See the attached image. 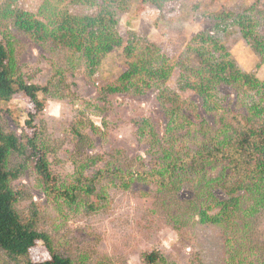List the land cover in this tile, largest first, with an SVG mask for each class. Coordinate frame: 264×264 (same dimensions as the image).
<instances>
[{
	"label": "rangeland",
	"instance_id": "rangeland-1",
	"mask_svg": "<svg viewBox=\"0 0 264 264\" xmlns=\"http://www.w3.org/2000/svg\"><path fill=\"white\" fill-rule=\"evenodd\" d=\"M5 1L0 0V10ZM10 2L12 9L35 15L51 29L65 12L91 15L108 9L104 0ZM116 11L121 43L94 73L78 59V52L36 41L13 20L0 18V41L7 44L27 81L42 87L50 84V91L40 94L42 110L22 93L0 101L1 123L19 135L38 133L59 186L73 185L82 172L88 178L97 172L103 176L96 181L99 195L92 196L99 208L72 209L29 164L13 181L24 193L17 208L36 218L57 250L72 255L77 264H149L145 256L153 251L166 260L159 264H231L225 229L200 223L194 210L189 211L192 216L178 211L177 200L193 198L195 188L187 182L176 197L168 198L155 178L161 171L159 150L172 144L181 156L187 150L197 154L203 140L211 134L217 139L228 135L226 123L236 114H246L254 99L241 97L235 86L220 85L209 109L197 91L181 87L182 78L197 80L214 60L206 52L210 44L197 38L207 33L219 39L241 70L256 74L257 81L247 87L248 94L255 93L264 81V0H127ZM240 17L251 31L248 36L237 21ZM129 41L136 45L135 55L148 49L167 79L155 83L154 78L136 77L130 89L111 92L110 86L124 83L120 78L134 60L125 51ZM137 86L144 88L138 91ZM174 100L186 107L180 112L187 113L185 117L177 115ZM168 104L174 106L177 119L171 131ZM31 117L33 127L26 124ZM171 135L177 142L167 139ZM23 161L12 157L13 165ZM211 165L215 174L222 167L221 162ZM214 193L226 198L220 188ZM253 223L252 230L235 237L236 247L245 252L237 259L244 260L241 264H264V208ZM50 256L41 242L30 252L35 261Z\"/></svg>",
	"mask_w": 264,
	"mask_h": 264
},
{
	"label": "trees",
	"instance_id": "trees-1",
	"mask_svg": "<svg viewBox=\"0 0 264 264\" xmlns=\"http://www.w3.org/2000/svg\"><path fill=\"white\" fill-rule=\"evenodd\" d=\"M10 1H5L0 10V18L13 20L20 30L30 34L36 41L50 42L54 48L78 52V59L92 73L100 66L106 55L121 43L116 33V9L120 3L125 5L127 0H104L108 9L103 8L91 15L65 12L60 19L55 20L57 26L53 29L27 11L12 9ZM72 2L93 4L95 0H72ZM54 15L59 17L61 13L54 12ZM237 21L243 26L245 36H248L251 31L247 30L248 26L244 24L243 19L240 17ZM197 38L210 44L206 52L214 60L197 80H190V76L183 77L181 87L197 91L209 109L212 107L211 97L218 92L220 85L235 86L241 97L248 96L249 99L254 100L248 103L246 114H236L226 123L230 131L228 135L217 139L211 134L200 143L201 147L197 154L187 150L186 155L181 156L172 144L159 150L161 171H158L155 179L158 188L163 189L168 198L176 197L182 185L189 182V186L195 188L196 194L187 201L177 200L178 211L192 216L189 211L194 210L200 223L223 227L227 234L229 261L231 264H241L244 260L237 262V259L245 252L241 250V246L236 247L235 237L238 233L250 229L254 224L253 219L256 220L261 209L264 208V81L255 93L248 94L247 87L257 81L256 74L241 70L218 38L207 33L199 34ZM135 47L136 45L129 41L125 51L134 60L120 78L124 83L121 86H110L111 92L130 89V86L135 85L132 81L136 77L140 80L154 78L155 83H163L167 79V72H162L160 66L156 65L158 59L153 57L147 48L135 55ZM219 51L222 54L216 57ZM12 56L7 44L0 41V101H10L15 95L22 93L39 110H42L40 94L49 92L50 84L42 87L27 81ZM144 84L149 85V83ZM140 88L144 86H137L136 90L140 91ZM172 102L177 104V107L168 104L166 109L171 124L168 131L173 129L172 123L177 120L173 115L176 112L173 111V107L179 108L176 112L178 116L183 115L180 113L183 110L186 111V107L178 101ZM220 119L223 122L225 118ZM26 124L32 126L33 117L27 120ZM38 137V133L19 135L14 131L6 130L0 121V255L2 258L0 264H77L76 258L72 255L57 250L52 236L39 227L36 218L24 216L19 212L17 205L24 193L22 189L14 186L13 181L19 178L27 165L31 164L42 177L47 188L67 202L72 209L83 208L94 212L99 205L92 196L99 195L97 182L100 183L102 172H97L94 178L84 177L82 172L73 185L59 186L44 151L45 148L42 147ZM167 139L174 142L178 140L172 135ZM15 156L22 157L24 161L13 165L12 157ZM216 162L222 164L217 174L211 167V164ZM201 163L204 165L201 166ZM216 188L225 192V199L221 200L216 196L214 193ZM40 242L46 246L51 256L47 260H32L30 252ZM256 247L258 248L257 243ZM145 259L149 264L166 263L164 256L158 251L146 254Z\"/></svg>",
	"mask_w": 264,
	"mask_h": 264
}]
</instances>
